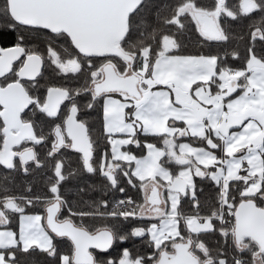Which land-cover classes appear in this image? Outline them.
Returning <instances> with one entry per match:
<instances>
[{
  "label": "snow or ice",
  "instance_id": "obj_1",
  "mask_svg": "<svg viewBox=\"0 0 264 264\" xmlns=\"http://www.w3.org/2000/svg\"><path fill=\"white\" fill-rule=\"evenodd\" d=\"M254 16L242 67L229 66L227 52L177 54L192 24L204 41L223 45L233 39L225 20ZM6 36L0 166L28 174L50 165L53 175L46 195H33L31 186L13 194L2 178L0 264H264V0H3L0 38ZM46 61L84 77V85L42 86ZM82 95L90 96L85 108L102 113L99 160V138L80 119ZM149 136L163 146L147 143ZM186 136L200 146L177 142ZM45 145L41 158L37 146ZM130 145L146 155L121 150ZM64 149L81 153L82 169L98 171L106 187L125 193L126 178L143 193L142 203L128 197L111 210L103 200L96 211H73L61 193L67 177L57 156ZM195 177L215 183L213 203L201 202ZM89 216L112 222L95 227L84 222ZM137 217L145 226L124 225ZM217 234L215 248L203 239ZM57 238L71 242L66 254ZM132 238H146L151 254L123 247Z\"/></svg>",
  "mask_w": 264,
  "mask_h": 264
},
{
  "label": "trees",
  "instance_id": "obj_2",
  "mask_svg": "<svg viewBox=\"0 0 264 264\" xmlns=\"http://www.w3.org/2000/svg\"><path fill=\"white\" fill-rule=\"evenodd\" d=\"M152 3H160L164 5L174 3V0H151ZM202 3H209L211 0H201ZM230 5L238 4V0H228ZM0 3H3V0H0ZM167 14V13H165ZM258 19V16H254L251 19L249 18H241L236 22H232L230 19L225 20L224 23L230 27L233 39L229 44H221L219 42L214 41H204L202 37L195 31L194 24L189 26V29L186 31L183 37V49L181 52L177 54L181 55H197V54H217L219 53L221 57H224V53H229L228 57H224L228 60V64L231 67L239 68L243 66V56L246 54V47L249 43L247 35L250 31L248 25L251 24L254 20ZM154 20V14H153ZM155 26V25H154ZM14 35V34H13ZM243 37V39H241ZM11 36L3 37L4 40H11ZM261 47L260 44H257V49ZM233 51H237L240 53L241 59L236 60L231 58V53ZM101 59H96L97 65L102 63ZM85 83V78L82 76H77L73 79L72 88H78L83 86ZM78 103L81 107L84 115H81V119H86L89 122L90 127L92 128L93 139L99 138V146L95 152V159L99 160L102 152L105 150V140L102 135V113L98 108L93 111L84 107V105L89 101L90 96L82 95L77 98ZM102 104V101H101ZM142 142H144V138L142 137ZM147 143H154L158 147H162V140L159 138H154L149 136L146 140ZM178 143H190L193 146H200L199 143L194 140L191 136L186 137H178ZM124 150H130L137 156L146 155L147 150L143 147L136 148L135 145L124 146ZM110 151V147L107 149ZM66 169L68 165H70L71 169L65 172V176L67 179L62 182L61 193L64 199L68 200L72 206L73 211H84V212H93L98 210L97 205L100 204L101 201L107 200L108 210H111L113 207V203L118 198H128L131 197L137 203H142L143 193L138 189V187H132L127 183L126 178H120V187L125 188V193H120L117 189L106 187L107 181L105 178L97 171L96 173H87L86 170L82 169V154L79 152H72V155L66 158ZM2 168V167H0ZM3 169V168H2ZM0 169V183L3 182L2 178L7 176L8 187L12 190L13 194H26L25 189L29 186L32 188L33 195H46L48 193V178L51 177L52 172L51 169L46 167L45 170L37 171V172H29L27 175L29 178L23 177V173L19 171L12 170H2ZM171 171L173 173H178L180 171V167L173 165L171 167ZM73 173L69 175V173ZM195 182L197 184L198 196L201 202L205 205L211 204L214 202V199L217 194V187L213 181L209 178H200L195 177ZM138 183V182H137ZM190 198H185L183 203V208L185 211L191 212V206L189 202ZM99 210H103L102 208ZM65 215L67 212L65 211ZM77 223L81 222L80 217L74 218ZM123 220V218H120ZM140 218H131L130 221H124V225L129 226H145L144 224L138 223ZM146 219V218H145ZM84 222L86 224L100 227L104 223H111V217H85ZM154 222V221H149ZM15 228L18 229V220L15 223ZM60 240L59 247L62 249V253L66 254L68 249L70 248L71 242L66 238H57ZM205 239L208 244L215 248L218 240H220L219 235H209L205 236ZM222 242V241H221ZM123 247L130 248L134 254L140 255H150V251L147 244L146 238H132L127 243L123 245ZM120 251V248H114L110 250V254L115 257L116 253Z\"/></svg>",
  "mask_w": 264,
  "mask_h": 264
},
{
  "label": "flooded vegetation",
  "instance_id": "obj_3",
  "mask_svg": "<svg viewBox=\"0 0 264 264\" xmlns=\"http://www.w3.org/2000/svg\"><path fill=\"white\" fill-rule=\"evenodd\" d=\"M0 46H2V47H8V46H11V45L5 43L3 41V38H0ZM41 50H43V47H41ZM94 63H96V59L94 60ZM41 72H42V78L38 77V79H39V82H40V84L42 86L45 85L46 82H48L49 84H54L56 86L64 85V86H67V87H71L72 84H73V79L78 76L76 74H71V73H68V74L61 73V72H59L58 69H55V66L54 65H51L47 61L42 66ZM67 103L68 102H65L66 105H67ZM63 107L64 106H62V108ZM65 111H66V108H65ZM45 131H48V129L45 128ZM47 148H48L47 145H45V146H37V151L41 154V158H43L44 153L47 151ZM68 151L74 153L75 150H72V149H64V150L61 151V153L59 155H62L63 152H68ZM75 152H77V151H75ZM0 167H2L4 170H6L3 166H0ZM2 168H0V169H2ZM45 169H46V167L40 168V169L37 170V169H35L33 167V169L30 172H33L34 173V172L41 171V170H45ZM19 172L23 173L22 176L23 177H26V180H27V178H29L27 175L24 174V172L22 170L19 171ZM206 236H209V235H206ZM203 238H205V236H203Z\"/></svg>",
  "mask_w": 264,
  "mask_h": 264
},
{
  "label": "rangeland",
  "instance_id": "obj_4",
  "mask_svg": "<svg viewBox=\"0 0 264 264\" xmlns=\"http://www.w3.org/2000/svg\"><path fill=\"white\" fill-rule=\"evenodd\" d=\"M70 155H72V152H69V151H68V152H63L62 155H58V156H57V159H63L64 162L66 163V158L69 157ZM48 168L51 169L50 165L48 166ZM69 169H71L70 165H68V167H67V169H66V164H65L64 174H65V172H66L67 170H69ZM51 172H52V170H51ZM52 175H53V172H52ZM52 175H51V176H52ZM122 199H124V198H122ZM118 200H121V198H120V199L118 198L117 200H115L113 204L115 205V202H117ZM114 205H113V206H114Z\"/></svg>",
  "mask_w": 264,
  "mask_h": 264
},
{
  "label": "crops",
  "instance_id": "obj_5",
  "mask_svg": "<svg viewBox=\"0 0 264 264\" xmlns=\"http://www.w3.org/2000/svg\"><path fill=\"white\" fill-rule=\"evenodd\" d=\"M194 87H195V86H194ZM116 98H120V97L117 96ZM177 126H178V127H182L183 125H182L180 122H177ZM177 138H178V137H177ZM177 138H176V139H177ZM184 143H186V142H184ZM121 150H124L123 147H122Z\"/></svg>",
  "mask_w": 264,
  "mask_h": 264
},
{
  "label": "built area",
  "instance_id": "obj_6",
  "mask_svg": "<svg viewBox=\"0 0 264 264\" xmlns=\"http://www.w3.org/2000/svg\"><path fill=\"white\" fill-rule=\"evenodd\" d=\"M124 199H126V198H124ZM115 204H116V202H115Z\"/></svg>",
  "mask_w": 264,
  "mask_h": 264
}]
</instances>
